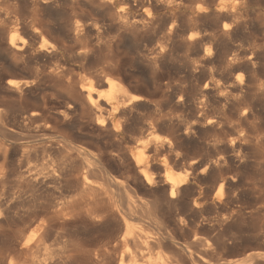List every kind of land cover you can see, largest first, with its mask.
Listing matches in <instances>:
<instances>
[{
	"label": "bare ground",
	"instance_id": "1",
	"mask_svg": "<svg viewBox=\"0 0 264 264\" xmlns=\"http://www.w3.org/2000/svg\"><path fill=\"white\" fill-rule=\"evenodd\" d=\"M138 1L153 7L154 16L125 12ZM95 3L116 22L118 40L132 36L128 50L137 52L139 34L160 36L148 56L139 47L135 53L160 96L152 87L134 94L119 77L128 73L118 62L110 74L100 68L80 78L69 63L83 67L85 49L71 55L64 39L63 45L61 39L54 46L38 43L44 35L29 18L30 27H20L29 41L22 42L0 20V264H264V228L245 233L237 225L243 217L238 199L224 194L236 178L228 170L246 161L247 143L260 140L243 127L264 108V0ZM249 21L260 38L244 47L238 38ZM71 23L60 37L76 44L85 31L79 20ZM176 47L191 53L180 59L194 80L189 98L181 91L176 98L159 82ZM178 108L189 110L190 123L178 120ZM224 130L233 137L220 138Z\"/></svg>",
	"mask_w": 264,
	"mask_h": 264
},
{
	"label": "rangeland",
	"instance_id": "2",
	"mask_svg": "<svg viewBox=\"0 0 264 264\" xmlns=\"http://www.w3.org/2000/svg\"><path fill=\"white\" fill-rule=\"evenodd\" d=\"M0 1H2V2H0V20L3 22L4 21V26L7 28V31L6 32H11L15 37H16V39L17 40H20V41H22V42H26V43H28V41H29V38H28V36H27V34H26V32H25V30H22V29H25V26L27 27H30V25L32 24V26H35L37 23V26H35L36 28H38V30H40L39 32L40 33H42V35H44L45 36V34H47L45 37L44 36H42L43 37V40H37L38 41V43H39V41L41 42V41H43L44 43H46L48 46H54L55 45V42L54 41H56V43H58L57 41H59L60 39L63 41V43H62V45L65 43V41L64 40H66V43L63 45L64 47L63 48H65V49H67L68 50V52L69 53H71V55H75V54H77V53H79V50H80V52H83L84 50L83 49H85V51L84 52H86L87 53V60H86V62H84L83 63V67H82V65L80 66L79 64L77 65V64H73V63H69L70 64V66H72L73 67V69H74V71H75V73H77V75L80 77V78H86V77H88V75H89V73H92V71H93V69H94V71L93 72H99L102 68H103V72L104 73H106V74H110V73H112V72H114L113 71V69L111 68V64H112V62H118V64H121V66H123L125 69H126V72L128 73L127 75L128 76H126V77H128V79H124V74L123 73H121V74H119L120 76L119 77H121L123 80H124V82H125V84L126 83H128L126 86L128 87V88H130L131 86V90H132V92L134 93V94H138L139 95V93H140V95H143L144 93H145V90H146V88H147V90H149V91H151L152 89V92L153 91H156L157 90V87H155L154 85H152V83L150 82L151 81V79H150V73H149V71H148V69L146 68V67H144L143 65H142V63L140 62V61H138L139 63H140V65H138L139 63L137 62V57H138V55H136L135 53H137L138 51H139V48H140V51L139 52H142L143 53V51L144 50H147V51H144V53L146 54L147 52L149 53L150 52V50H153V49H155V46H156V48H158V46H159V42H160V36L158 37V36H153V34L151 33V32H149V35H148V33L146 32V33H143V35L145 36L144 37V39L142 38L143 36H142V34H139V35H137V41H138V43H136V48H137V52H133V51H130V50H128V45H130L133 41H132V36L130 37V36H128V37H123L124 39H121V40H118L117 38H118V35L120 34V32H119V30L118 29H116L115 27L116 26H113L115 23L112 21V16L108 13H106L103 9H101V8H99L100 10H101V12H99L100 10H98V6H97V4L95 3V0H77L78 2H76V4L75 5H71L70 3H66V1H62V0H60V2L58 1V0H54L55 1V4H54V6H53V8H51L50 9V7H52V6H47V5H40L39 7H32L31 6V4H30V2H28L29 0H0ZM9 1V2H8ZM22 1V2H21ZM25 1H27V2H25ZM82 1V2H81ZM89 1V2H88ZM94 1V2H93ZM57 2V3H56ZM86 2V3H85ZM1 3H3V5L1 4ZM63 3H64V5H63ZM66 3V4H65ZM135 4H131L129 7H127L126 8V10H125V12L127 13V14H129L131 17H146V16H149V17H152V16H154V12H155V10H153L152 11V9H153V7H151V6H144V5H142V4H140V2L138 1L137 3L136 2H134ZM139 3V4H138ZM24 4V5H23ZM29 4V5H28ZM60 4V5H59ZM87 4V5H86ZM96 4V5H95ZM137 4H138V6L139 5H142L141 7L139 6H137ZM9 5H10V7H9ZM27 6H28V8H27ZM45 6V7H44ZM57 6V7H56ZM61 8H60V7ZM62 6H64V8H65V6H66V8L64 9ZM73 6V7H72ZM136 6V7H135ZM30 7H31V10H33V11H31L30 10ZM56 7V8H55ZM70 7V8H72V10H71V12L70 11H68V10H70V8L68 9V8ZM133 7H135V8H133ZM146 7V9H143V8H145ZM33 8V9H32ZM36 8H38V9H36ZM59 8V9H58ZM80 10H79V9ZM131 8V9H130ZM139 8V9H138ZM64 9V10H63ZM66 9H68V10H66ZM128 9V10H127ZM136 9V10H135ZM139 11H138V10ZM143 9V10H142ZM147 9H150V11L149 10H147ZM28 10H29V12H28ZM39 11L37 14H36V11ZM55 10H57L58 12H59V10H61V12L58 14V12L57 11H55ZM64 11V14H63V11ZM67 12H66V11ZM75 10H78L79 11V13L77 12V11H75ZM130 10H132V11H130ZM136 12H134V11ZM76 12V14H75V12ZM129 13H128V12ZM150 13H149V12ZM152 11V12H151ZM55 12V13H54ZM104 12H105V14H104ZM131 12V13H130ZM133 12H134V14H137V15H134L133 14ZM148 12V13H147ZM68 13L70 14V15H72L71 17H73V18H71L70 17V15H68ZM139 13H141V14H139ZM30 14V15H29ZM57 14V15H56ZM74 14V15H73ZM105 16H104V15ZM32 15V16H31ZM82 15V16H81ZM104 16V18L102 17V16ZM110 15V16H109ZM134 15V16H133ZM138 15H140V16H138ZM9 16V17H8ZM29 16V17H28ZM60 16V17H59ZM76 16V17H75ZM78 16V17H77ZM80 16H81V18L82 19H80ZM36 17V18H35ZM56 19H55V18ZM69 19H68V18ZM108 17V18H107ZM31 20V22H30V20ZM32 18V19H31ZM42 18H44V20L42 21ZM48 18V19H47ZM61 19V21L59 22V21H56V20H58V19ZM63 18V19H62ZM67 20H66V19ZM76 18V19H75ZM103 18V19H102ZM105 18H107V19H105ZM13 19V20H12ZM23 21V22H20L21 20ZM25 19V20H24ZM37 19H40L42 22H40V20H37ZM59 19V20H60ZM66 21H65V20ZM74 19V20H73ZM110 19V20H109ZM45 20H47V22H44ZM49 20V21H48ZM52 20V21H51ZM78 20H79V22H81V23H78V24H80L81 26H82V29H84L83 31H85V32H82V39H81V41L80 42H76V44H75V42H72L70 39H66V38H63L62 36H63V34H61V37H60V33H62V32H64V33H66V31H68L67 30V28H68V26H69V22H70V24H72L71 22H78ZM80 20H82V21H80ZM108 21V22H106V21ZM33 21V22H32ZM37 21H39V22H37ZM63 21H64V23H63ZM100 21L102 22V24L100 23ZM14 22V23H13ZM16 22V23H15ZM19 22V23H18ZM27 22V23H26ZM28 22H30V25H29V23ZM36 22V23H35ZM50 22V23H49ZM58 22H59V24H58ZM68 23V24H66V23ZM83 22H84V25H82L83 24ZM94 22V23H93ZM99 22V23H98ZM112 22V23H111ZM20 23H22V24H20ZM24 23H26L24 26H23V24ZM40 23V24H39ZM48 23V24H47ZM92 23H93V25H92ZM97 23V24H96ZM104 23V24H103ZM105 23L106 24H108V25H106L107 27H105ZM112 25H111V24ZM248 23V22H247ZM9 24H10V26H9ZM44 24V25H43ZM45 24H47V26H45ZM51 24V25H50ZM64 26H63V25ZM252 26H251V25ZM15 25V26H14ZM50 25V26H49ZM54 25V26H53ZM58 25V26H57ZM85 25H87L86 26V28H85ZM96 25V26H95ZM247 26H245V28H244V30H243V32L239 35V38H238V40H239V42H241V41H245L246 40V42H247V44L244 42L243 43V46L244 47H246V46H248L249 44H251V42H252V40L254 41V40H256L257 39V37L258 38H260L259 37V35H257L256 34V32H257V29H256V31H255V27H254V23L253 22H251V21H249V23L248 24H246ZM13 26V27H12ZM17 26V27H16ZM51 26H53V28L51 27ZM91 26H93L92 28H91ZM98 26V27H97ZM22 29H21V28ZM44 27V29H45V31H46V29H51L52 31H53V29H55V27H57V28H59V29H55V31H53V34L51 35V34H48V33H46L44 30H42L41 31V29L40 28H43ZM84 27V28H83ZM97 27V28H96ZM103 27H105L106 29H104ZM113 27H114V30H112L113 29ZM247 27V28H246ZM12 28V29H11ZM61 28V29H60ZM92 29L94 32H92L91 33V30L90 29ZM96 28V29H95ZM100 28V29H99ZM101 28H103V29H101ZM111 28V29H110ZM118 30V32L116 33L115 31L116 30ZM249 29V30H248ZM63 30V31H62ZM96 30V31H95ZM98 30V31H97ZM103 30V31H102ZM248 30V31H247ZM87 31V32H86ZM90 31V32H89ZM105 31H108V32H105ZM109 31H111V32H109ZM25 32V33H24ZM45 34H44V33ZM58 32V33H57ZM101 32V33H100ZM102 32H103V34H102ZM83 33H87V35L86 34H83ZM97 34V37H96V34ZM99 33V34H98ZM105 33V34H104ZM109 33V37H108V35H106V34H108ZM117 34L116 36L114 35V34ZM119 33V34H118ZM151 33V34H150ZM253 34V35H252ZM17 35V36H16ZM26 35V36H25ZM51 35V36H50ZM56 35V36H55ZM113 35V36H112ZM141 35V37H139ZM151 35V36H150ZM55 36V38H53V37ZM58 36V37H57ZM98 36H100L99 38H98ZM147 36V37H146ZM148 36H150V37H152V38H150V37H148ZM240 36H241V38H240ZM253 36V37H252ZM51 37V38H50ZM105 37H107L106 39H105ZM112 37H114V38H112ZM138 37H139V39H138ZM156 37H158V38H156ZM243 37V38H242ZM21 38V39H20ZM28 40H27V39ZM49 38V39H48ZM56 38H58V39H56ZM86 38V39H85ZM104 40V41H102V39ZM111 38V39H110ZM156 38V40L158 41V42H156L155 40L154 41H151V40H153V39H155ZM251 38V39H250ZM253 38V39H252ZM256 38V39H255ZM25 39H26V41H25ZM55 39V40H54ZM64 39V40H63ZM99 39V40H98ZM114 39V40H113ZM117 39V40H116ZM126 39H128V40H126ZM130 39V40H129ZM141 39V40H140ZM143 39V40H142ZM151 39V40H150ZM245 39V40H244ZM68 40H69V42H68ZM98 40V41H97ZM150 40V41H149ZM241 40V41H240ZM247 40H250V41H247ZM61 41V42H62ZM110 42V44L111 45H108L109 44V42ZM118 41H119V43H118ZM139 41H140V43H139ZM87 42H88V44H87ZM97 42V43H96ZM100 42H102V43H100ZM112 42V43H111ZM116 42L118 43L117 45H116ZM129 42V43H128ZM152 42V43H151ZM154 42L157 44V45H155L154 44ZM59 43H60V41H59ZM73 45H72V44ZM77 43H79V46H78V44ZM86 43V44H85ZM103 43H105V44H103ZM113 43H115V45L113 44ZM125 43L126 44H128V45H125ZM144 43V44H143ZM70 44H71V46H73L72 48H71V46H70ZM82 44V45H81ZM112 44H113V48H112ZM121 44V45H120ZM138 44H140V45H138ZM154 44V45H153ZM76 45H77V47H76ZM85 45H87L86 47H85ZM103 45H105V46H107L106 48H103V47H105V46H103ZM123 45V46H122ZM67 46H69V47H67ZM90 46V47H89ZM102 46V47H101ZM115 46H116V48H115ZM124 46H125V48H124ZM151 46H153V47H151ZM74 47H76V52H74L75 51V48ZM78 47H81V49H79ZM87 47H88V49H87ZM100 47V48H99ZM139 47V48H138ZM151 47V49H149ZM74 48V49H73ZM78 48V49H77ZM91 48H94L93 50L91 49ZM111 48V49H110ZM120 48V49H119ZM127 48V49H126ZM142 48V49H141ZM145 48V49H144ZM69 49H71V50H69ZM96 49V54H94L95 52H94V50ZM114 49H115V51H114ZM211 49L213 50V46L211 47ZM74 50V51H73ZM78 50V51H77ZM87 50V51H86ZM91 50V51H90ZM149 50V51H148ZM175 50H177L176 52H175ZM182 50V51H181ZM71 51V52H70ZM72 51L74 52V53H72ZM90 53H89V52ZM180 51V52H179ZM93 52V53H92ZM124 52V53H123ZM186 52V53H185ZM98 53H99V55H98ZM182 53V54H181ZM188 53V54H187ZM112 54V55H111ZM133 54V55H132ZM137 54H139V53H137ZM150 54V53H149ZM177 56H176V55ZM120 55V56H119ZM122 55V56H121ZM147 56H148V54H146ZM173 55H174V57H173ZM173 55L171 56V58L169 59V64H168V67H167V69L166 70H164L163 72H164V74L166 73H168L167 75H166V78H165V80L163 79L162 80V82L161 81H159L160 82V85H161V83H162V86L164 87V86H167V89H168V87L169 88H171V89H165L166 91H168V92H175L176 93V98L178 97V96H181V92H182V94H184L183 95V97L184 98H186V96H187V98H189V97H191V95L193 94L192 92H193V90H191V89H193V84H194V80H193V78L190 76V74L188 73V69L187 68H185L186 67V61L188 60V58H190V56H191V53H190V55H189V51H185V50H183V48H180V47H176L175 49H174V51H173ZM182 55V56H181ZM64 56V55H63ZM91 56V57H90ZM95 56V57H94ZM132 57V58H131ZM188 57V58H187ZM111 58V59H110ZM118 58V59H117ZM137 58V59H136ZM172 58H173V60L174 61H172ZM93 59V60H92ZM132 59V60H131ZM180 59L181 60H184L185 62H183V61H181V63H180ZM88 60H90V61H88ZM112 60V61H111ZM114 60V61H113ZM118 60V61H117ZM133 60H135V61H133ZM96 62V63H94V62ZM99 62V63H98ZM108 62H109V64H108ZM120 62V63H119ZM179 62V63H178ZM102 63V64H101ZM129 63V64H128ZM130 63H132V64H130ZM174 63V64H173ZM185 63V64H184ZM86 64V65H85ZM107 64L109 65V66H107ZM144 64V63H143ZM181 64V65H180ZM180 65V66H179ZM85 66H87L86 68H87V70L85 71ZM127 66V67H126ZM141 66V67H140ZM71 67V68H72ZM75 67V68H74ZM80 67H82V68H80ZM181 67H184V68H180ZM92 68V70H90ZM101 68V69H100ZM109 68V69H108ZM132 68V69H131ZM80 69V70H79ZM81 69H83L82 71H81ZM99 71H98V70ZM106 69V70H105ZM183 69H185V70H183ZM89 70V71H88ZM130 72H129V71ZM77 71V72H76ZM81 71V72H80ZM89 73H88V72ZM106 71H108V72H106ZM112 71V72H111ZM137 71V72H136ZM186 71V72H185ZM100 72H102V70L100 71ZM82 73V74H81ZM88 75H87V74ZM186 73V74H185ZM240 75H241V79H243L242 81H246V77H244L245 75H244V73L243 72H238ZM237 73V74H238ZM241 73H243V74H241ZM87 76H86V75ZM122 74H123V76H122ZM138 74V75H137ZM187 74H189V75H187ZM236 74V75H237ZM130 75V76H129ZM132 76V77H131ZM145 78H144V77ZM188 76H190V77H188ZM244 78H243V77ZM129 77H131V78H134V80L133 79H131V78H129ZM147 77H149L148 78V80H147ZM190 78H192L191 80H190ZM136 79V80H135ZM167 79V80H166ZM245 79V80H244ZM129 80V81H128ZM140 82H142L141 84L139 83V81ZM148 82H147V81ZM134 81H137V82H134ZM165 81H169V82H164ZM146 82V83H145ZM158 82V83H159ZM192 82H193V84H192ZM150 85H149V84ZM169 83L170 85H167V84ZM192 85H191V84ZM131 84V85H130ZM148 84V85H147ZM137 85V86H136ZM146 85V86H145ZM139 86V87H138ZM148 86V87H147ZM136 88V91L134 92L133 90H135V89H132V88ZM146 87V88H145ZM150 87H152V89L150 88ZM154 87H155V90H154ZM190 87V88H189ZM138 89V90H137ZM180 89V90H179ZM187 89H190V90H187ZM144 90V91H143ZM141 91V92H140ZM179 91H181V92H179ZM156 93H157V91H156ZM179 93H180V95H179ZM157 95L158 96H160V94H158L157 93ZM188 95H190V96H188ZM179 109V110H178ZM178 109H176L175 111H174V113L175 114H178V117H177V115H176V117L178 118V120H180V121H182V122H185V123H190L191 122V120H190V118L191 117H189V116H191L189 113V110L187 111V109H182L181 110V108H178ZM178 111V112H177ZM179 111H181V112H179ZM183 111V112H182ZM177 112V113H176ZM186 113V114H185ZM183 116H182V115ZM259 114H260V117L257 119V120H255V123H251V125L249 124H245L244 125V127H243V130H245L244 132H245V134H247V133H249V134H251V133H256V135H258L259 136V138H260V140L258 141V142H256L255 140H251L250 141V143H247L248 145H245L244 146V149H245V155L247 156L246 157V161L245 162H243V163H241V164H239V165H237V164H235L233 167H230L229 169L230 170H228V172L230 171V176H232L233 175V177H236L235 178V181L233 182V183H231L230 182V184L228 185V187H227V189L225 190V191H227V190H229L230 189V191H228V192H225L224 191V194L226 193H228V195L230 194V196L232 195V196H236L234 199H238L236 202V204L238 205V207L240 206V207H242L241 209H242V212H241V215L243 216L241 219H237L238 220V222H237V225H243V226H241L242 228H243V231L245 232V233H247V232H252L253 234H254V232L256 233L257 231L259 232V231H261L260 229L261 228H264V210H262V207L264 206V203L262 202L261 203V201L263 200L264 201V108L262 109V110H260V112H259ZM180 117V118H179ZM183 118V119H182ZM186 118V119H185ZM188 119V120H187ZM186 120V121H185ZM258 122V123H257ZM253 124V125H252ZM246 128V129H245ZM247 128H251L250 130L249 129H247ZM248 130V131H247ZM226 130H224V132H222L221 134H222V136H220L221 134H219L218 136L220 137V138H223V139H230V138H232L233 137V135H231L230 133H226L227 135H229V136H227L226 134ZM249 134H247V135H249ZM231 135V136H230ZM208 136H212L211 134L210 135H208ZM249 136H251V135H249ZM228 137V138H227ZM230 137V138H229ZM262 138V139H261ZM241 139H243V138H241ZM249 146V147H248ZM247 147V148H246ZM249 149V150H248ZM247 150V151H246ZM236 166V167H235ZM232 169H233V171L235 172H232ZM240 170V171H239ZM237 171V172H236ZM261 173H260V172ZM232 172V173H231ZM232 174V175H231ZM238 174V175H237ZM235 175V176H234ZM238 178H239V180H238ZM245 178V179H244ZM251 180V181H250ZM261 180V181H260ZM243 181V182H242ZM245 181V182H244ZM257 182V183H256ZM252 183V184H251ZM233 184V185H232ZM260 184V185H259ZM233 186H234V188H233ZM243 186V187H242ZM245 186V187H244ZM258 186V187H257ZM262 186V187H261ZM236 188V189H235ZM250 188V189H249ZM260 188V189H259ZM261 188H262V190H261ZM244 189V190H243ZM259 190V191H257V190ZM236 190V191H235ZM256 190V191H255ZM241 191V192H240ZM234 192H235V194H234ZM247 192V193H246ZM232 193V194H231ZM249 193V194H248ZM251 193H253V194H251ZM225 194V195H226ZM234 194V195H233ZM251 195V196H250ZM254 195V196H253ZM257 199H256V198ZM259 197V198H258ZM248 198V199H247ZM262 199V200H261ZM259 200V201H258ZM239 202V203H238ZM260 204H259V203ZM247 203V204H246ZM235 204V205H236ZM241 204V205H240ZM244 204V205H243ZM246 204V205H245ZM250 208V209H249ZM252 208V209H251ZM249 209V210H248ZM244 210V211H243ZM256 211V212H255ZM260 211V212H259ZM255 212V213H254ZM249 215V216H245V215ZM254 218L253 220L251 219V218ZM248 220L247 222H246V220ZM242 219H244L243 221H241ZM260 219V220H259ZM250 221H251V224H250ZM257 221H258V223H257ZM246 222V223H245ZM241 223H243V224H241ZM244 223H245V225H244ZM248 223V224H247ZM255 224V225H254ZM257 224V225H256ZM246 225H247V228H245L246 227ZM245 226V227H244ZM249 226V227H248ZM235 227H236V225H235ZM260 227V228H259ZM251 228V229H250ZM255 228V229H254ZM244 229H246V230H244ZM254 230V231H253ZM230 257V256H229ZM229 257H227V258H229ZM231 258H233L232 257V255H231Z\"/></svg>",
	"mask_w": 264,
	"mask_h": 264
}]
</instances>
